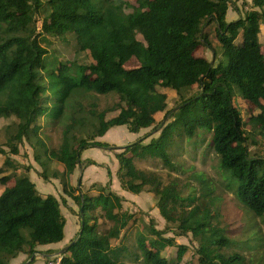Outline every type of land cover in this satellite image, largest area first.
Here are the masks:
<instances>
[{"label":"trees","instance_id":"obj_1","mask_svg":"<svg viewBox=\"0 0 264 264\" xmlns=\"http://www.w3.org/2000/svg\"><path fill=\"white\" fill-rule=\"evenodd\" d=\"M236 1L0 0V96H5L0 97V155L6 156L0 167V264L65 237L61 203L66 199L41 194L29 174L32 166L13 158L25 144L41 166L39 176L58 179L80 207L82 234L61 264H126L128 248L120 235L131 215L119 211L122 198L110 191V181L90 187L99 190L97 196L70 181L76 168L95 163H81L82 151L105 146L97 138L123 125L132 133L159 131L149 143L139 137L117 154L123 189L152 192L176 235L198 238L200 264H247L238 253L219 252L229 240L212 223V201L183 195L175 182L164 185L157 173L135 164L151 156L172 167L168 148L174 139L209 128L219 166L238 181L236 197L264 216V156L250 151L264 140V0H243V11ZM229 8L241 11L238 19L227 21ZM202 47L211 51V59L196 55ZM131 60L138 66L126 68ZM165 88L177 96L170 109ZM100 96L117 100L100 109ZM236 97L248 107L246 119ZM159 112H164L162 122L155 119ZM55 130L59 141L50 144L45 131ZM99 218L109 221V228L101 231ZM149 228L157 238L147 243L140 232L137 239L145 264H175L162 253L175 244L162 236L171 227ZM117 240L118 246H106ZM186 249L180 246L178 255Z\"/></svg>","mask_w":264,"mask_h":264},{"label":"rangeland","instance_id":"obj_2","mask_svg":"<svg viewBox=\"0 0 264 264\" xmlns=\"http://www.w3.org/2000/svg\"><path fill=\"white\" fill-rule=\"evenodd\" d=\"M127 1L132 4L136 2V0ZM237 1L242 7L243 0ZM248 1L251 2V0ZM246 8L248 7H245L244 10ZM40 23L41 19L38 20L39 26ZM261 29L260 40L262 42V55L264 58V25L261 26ZM207 32L210 33V39L212 43L216 45L217 40L214 35V27H208ZM139 38L142 40L141 36H139ZM196 55L205 58L207 57L208 59L212 58L211 51L204 47L199 48L196 51ZM125 66L129 69L135 68L138 66V63L131 60ZM161 91L167 94L169 109L176 106V93L168 88L162 89ZM0 97L5 98L4 95ZM116 100L117 99L115 96H100V109L113 105ZM235 103L241 107L242 114L246 119L248 117L246 115V110L248 107L244 106L246 105L244 101L241 98L236 97ZM116 113H118V111L108 113L107 118L112 117ZM155 119L157 122H162L164 119V112L157 113ZM45 133L46 135L49 134L50 138L52 139L50 144L58 143L59 135L56 130L52 133H47L45 131ZM140 133L141 136H139ZM158 135L159 131L151 133V128H147L141 130V132L138 133V138L145 136L142 143L146 144L149 143L153 137H157ZM257 139L260 138L257 137ZM174 140L175 142L172 147L168 148L171 161L174 166L169 167L164 164V161L161 158L151 156L146 157L144 160L135 158L136 166H138L140 169L157 173V175H159V177L162 179L164 185L175 182L179 188H181L183 195L194 194L199 197V199L204 202V204H209L210 201H212L211 204H209L211 208V215L213 217L212 223L216 227L221 228L222 232L229 240V242L224 245L223 248L219 249V252H224L226 255L238 253L245 257L247 264H264V216H257L247 206H244V204H242L236 197L233 187L238 181L232 176V173L229 169L221 168L219 166V157L214 152L211 145L212 131L209 128H198L194 137L189 139L185 138L182 141H180V138H175ZM131 143L133 142L130 141L127 143V145ZM118 145V143H112L107 144L106 147L111 146V148L115 149V151H119L118 153H121L125 149V146H127L125 145L124 147H119ZM250 151L251 153L264 156V140H260L259 144L251 146ZM5 157V155H0V167ZM13 158L24 165L32 166L29 174L32 180L38 186V189L48 191L49 188L52 193L57 194L56 186L58 183L62 186L61 182L56 178H51L46 180L49 181V184H46L44 187L42 180L45 181V179L40 177L38 174V172L42 171L41 166L35 161L33 150L28 146V144L21 146L20 153L18 155H13ZM86 160H81L80 157L81 163L85 162ZM54 167L63 170V166L61 164L56 163L54 164ZM83 168V166L78 167L77 171L72 174V176H75L73 180H71L72 176L70 177L71 184L74 187L80 189L81 184L83 185L84 182L81 180V169L83 170ZM117 168L118 169L114 168V173H117V183L121 185L118 176V164ZM108 173L110 176L111 170L109 168ZM109 181L110 188H108L111 191L112 182L110 178L105 184L101 185L106 186ZM12 184L13 181L9 183V185ZM121 188L123 189L122 185ZM81 191L83 190L81 189ZM121 198L120 204L122 205V208L119 211L127 212L129 215H131L129 224L123 230L125 235L123 243L128 248V250L125 252V256H123L124 263L145 264L137 246V239L139 237L138 234L140 232L145 233L148 243L150 238H157L156 235L149 232V227H153L158 230H164L167 226H169L171 229L164 232L162 236L166 238H173L175 244L168 245L162 250L164 257L170 261H173L175 264H200L198 238H194L191 233H189L187 236L176 235V229L174 226L170 223H167L165 218L162 216L157 204L158 200L152 192L148 190H143L140 193H132L127 191L126 196H122ZM79 208L80 207L77 206L78 212ZM68 218H70V216H68ZM109 223L110 222L108 221H104L102 222V226H109ZM75 238L76 237L73 239ZM70 242H68L66 245H68ZM109 245L111 244L106 242V246L109 247ZM180 246H184L187 249L183 254L178 255ZM57 250L60 251V247L57 248L54 246L51 248V246H42L41 248H38L37 252L33 255H23L24 257L20 258L18 264H47V260L50 255L48 252Z\"/></svg>","mask_w":264,"mask_h":264},{"label":"crops","instance_id":"obj_3","mask_svg":"<svg viewBox=\"0 0 264 264\" xmlns=\"http://www.w3.org/2000/svg\"><path fill=\"white\" fill-rule=\"evenodd\" d=\"M236 2H237L238 7H240V9L242 10V7L239 5V2L238 1H236ZM240 13H241V11H239V10H236L234 8H229V10L227 12V21H234V20L238 19L240 16ZM139 136H141V133ZM137 139H138V133L130 132L129 129L127 128V126H114V127H111L103 136H101L97 139V141L105 143L106 144L105 146H92V147H88V148L84 149L81 153V160H86V159L92 160L95 163L87 165L86 167L83 168V170L81 169V180L84 181L83 185L81 184V186H80L81 189L83 191H87L88 189H90V187L93 184H96V183L100 184V185L105 184L110 178L111 182H112L111 191L120 197L126 196L127 191L123 190L121 188V185L117 183V181H118L117 173H114V168L118 169L117 164L119 165L117 157H116V154L119 151H115V149L111 148V146H109V147H106V146H107V144L118 143L119 147H124L130 141L134 142ZM135 164H136V161H135ZM108 168L111 170L110 176L108 173ZM77 169L78 168H76L75 172L77 171ZM74 177L75 176L73 175L71 180H73ZM31 180H32V178H31ZM42 181L44 183V187L46 184H49L48 183L49 181H46V180L45 181L42 180ZM35 185H36V183H35ZM36 188L43 195L53 194L56 197H58L59 199L61 197L66 199L65 203H61V211H62V213L66 219L65 228H64L65 237H64L63 241H61L59 243L45 245V246H51V248L55 246L57 248L60 247V249H62V247H64L74 237H76L75 239H77V237L80 233L81 220H80V217H79L78 211H77V206L79 207V205L71 197H69L63 193V188L61 185H59V183L56 186V193L57 194L52 193L49 190V188H48V191L38 189L37 185H36ZM3 190H4V186L0 184V194L3 192ZM88 193L90 196H97V195H99V190L97 188H92V189L88 190ZM79 211H80V208H79ZM117 211L118 210H116V212ZM68 216H70V218H68ZM104 221H107V220L103 219V218H99V220H98V224L100 225L101 231L106 230V228H109V226H110V223H109V226L103 227L102 222H104ZM93 222L94 221L92 220L90 223L92 224ZM123 236H124V231L121 232L120 238H122ZM75 239H73V240H75ZM111 245L112 246H118L119 240L112 241ZM41 247L42 246H39L38 248H41ZM58 251L59 250L54 251L53 253L58 252ZM23 255H26V254L21 253L16 258L12 259L11 264H18V261L20 260V258L24 257ZM35 264H37V263H35Z\"/></svg>","mask_w":264,"mask_h":264},{"label":"built area","instance_id":"obj_4","mask_svg":"<svg viewBox=\"0 0 264 264\" xmlns=\"http://www.w3.org/2000/svg\"><path fill=\"white\" fill-rule=\"evenodd\" d=\"M63 255L60 251L50 254L47 264H61Z\"/></svg>","mask_w":264,"mask_h":264},{"label":"water","instance_id":"obj_5","mask_svg":"<svg viewBox=\"0 0 264 264\" xmlns=\"http://www.w3.org/2000/svg\"><path fill=\"white\" fill-rule=\"evenodd\" d=\"M81 234H82V229L80 230V233H79L77 239L81 236ZM77 239L71 241L68 245H66L65 247H63V249L60 250V253H61V254H65L66 251L69 249V247H70L72 244H74V243L76 242Z\"/></svg>","mask_w":264,"mask_h":264}]
</instances>
